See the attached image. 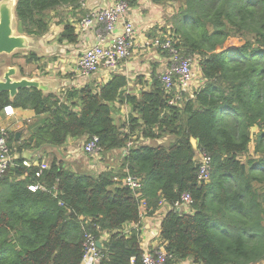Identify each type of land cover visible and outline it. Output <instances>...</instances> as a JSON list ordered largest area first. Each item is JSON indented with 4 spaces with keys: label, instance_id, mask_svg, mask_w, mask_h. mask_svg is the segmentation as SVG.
Wrapping results in <instances>:
<instances>
[{
    "label": "trees",
    "instance_id": "1",
    "mask_svg": "<svg viewBox=\"0 0 264 264\" xmlns=\"http://www.w3.org/2000/svg\"><path fill=\"white\" fill-rule=\"evenodd\" d=\"M123 1L133 9L140 0ZM150 2L179 5L168 30L182 55L198 58L202 85L179 106L168 104L171 96L154 70L136 95L126 92L129 81L121 74L60 94L25 88L11 99L0 93V117L11 106L39 119L24 140L8 133L13 166L0 179V264H81L87 234L97 240L107 234L99 264H142L139 229H123L138 227L142 209L152 216L162 203L170 207L159 235L168 264H264V0ZM79 3L16 0L15 30L39 40L60 10L74 16ZM58 23V43L75 45L73 24ZM21 60L24 77V67L37 66L40 57L31 51ZM115 103L131 111L119 124ZM93 136L102 156L120 153L117 168L74 171L54 155L35 178L37 169L22 165L26 152L60 153L68 139ZM131 137L164 143L128 147ZM197 151L211 158L206 183L198 181ZM125 175L141 180L139 196L122 185ZM31 183L46 190L30 192ZM184 194L192 199L190 213L174 209Z\"/></svg>",
    "mask_w": 264,
    "mask_h": 264
},
{
    "label": "built area",
    "instance_id": "2",
    "mask_svg": "<svg viewBox=\"0 0 264 264\" xmlns=\"http://www.w3.org/2000/svg\"><path fill=\"white\" fill-rule=\"evenodd\" d=\"M133 9L129 8L123 0H80L78 10L82 12V16L69 20L73 24L77 35L78 41L76 44H79L81 49L76 66L79 80H89L88 82L90 83L99 72L112 77L114 74H118L119 68L133 56L139 35L135 22L130 17V12ZM89 33L93 34L94 42H87ZM143 40L141 48L166 55V67L159 74L160 82L165 92L171 96L168 104L170 106H179L184 96L191 97L193 92L202 85V77L198 70V58L196 56L182 55L180 50L175 47V40L169 30L151 39L144 38ZM86 84L88 83L82 86ZM2 114L10 117L14 115V110L11 106H6ZM0 132L1 179L8 168L13 166V157L7 144V130L1 128ZM143 141L141 139L137 141V138L131 137L128 147ZM80 151L82 154L91 157L100 155L101 148L98 138L93 136L88 139L82 145ZM197 161L199 163L198 181L206 183L209 178L211 158L209 155L197 151ZM22 165L26 168H36L35 178H39L41 172L48 169L46 163L32 162L27 159H24ZM121 183L133 191L136 196L140 195L142 183L138 177L125 175ZM28 190L34 193L39 190L45 191L46 189L39 183H31L28 185ZM191 205L192 199L190 195L184 194L180 201L175 203L174 209L177 212L181 209H186L185 213H188L191 212ZM99 242L93 234L85 235L81 264L100 263L102 254L101 245L100 247L98 246ZM161 247L158 246L153 250H143L142 264H168L170 256Z\"/></svg>",
    "mask_w": 264,
    "mask_h": 264
},
{
    "label": "crops",
    "instance_id": "3",
    "mask_svg": "<svg viewBox=\"0 0 264 264\" xmlns=\"http://www.w3.org/2000/svg\"><path fill=\"white\" fill-rule=\"evenodd\" d=\"M143 1L140 0L139 5L137 8L133 9L130 13V17L135 22V27L138 30V38L136 40V47L133 53V56L126 61L118 70V74L125 76L129 83L127 87V93L130 94H137L139 90L146 89L149 81H150V74L152 71H156L157 74H160L166 67V55L161 52H153L148 49L141 48L142 41L144 38L151 39L159 34L165 33L166 31H161V21L157 24L158 28L153 24L154 31H149V27L151 26V18H147L146 20L143 19V12L146 10L148 14L158 8L159 6L154 5L147 0L149 6H143ZM65 12H69V9L64 10ZM74 16L68 13V20H73L80 18L82 16V12L79 10H74ZM139 15V18L137 17ZM144 20V21H143ZM52 25L50 26L49 32L46 36L42 37L39 40H35L31 37H27L30 39L31 51L35 52L38 57H40V61L37 63V66L42 62L41 55H47L49 58L55 57V64L60 63V70L62 71V79L59 80V86L56 88L55 84L51 85L50 88V81H55L54 79L45 78L43 81H38L41 84L42 90L44 93H56L60 94L64 90L70 87L82 86L85 83H89L88 81H82L77 78L76 73V66L77 60L79 57V53L81 51L79 44L70 45L66 43H57V38L62 31V25L58 23L57 18L52 20ZM143 27V28H141ZM158 29V30H157ZM147 30V31H146ZM93 34L89 33L87 37V42H94ZM87 44V43H86ZM54 49L56 51L55 56H51V50ZM30 51V52H31ZM44 65V64H43ZM49 66V65H47ZM142 77V84L140 85L135 80L136 77ZM111 77L107 76L103 72H99L95 77H93L92 82H102L106 83ZM50 83H49V82ZM91 83V81H90ZM56 88V89H55ZM51 89V90H50ZM54 89V90H53ZM116 108V115L122 116L127 112V115L130 114V108L125 105H119L115 103ZM14 115L10 117H6L3 114L0 117V129L4 128L7 130V133L11 134L14 133L16 135V139H26L29 135V130L33 126L37 125L39 119L35 116V113L32 110H22V109H15ZM126 115V116H127ZM125 116V117H126ZM124 117V118H125ZM123 120V119H122ZM81 140V139H79ZM76 139H68L67 142L61 147L60 152L65 151L67 153V158H60L63 161L66 159H70L77 156L76 150H74V146L79 142ZM195 141V140H194ZM144 144L151 145L154 144H163V140L150 141L144 140ZM58 150L48 148L44 152L43 151H31L24 153V158L30 160L32 162H43L49 165V161L56 156ZM43 152V153H42ZM64 153V152H63ZM117 153V152H113ZM170 210V207L167 204H161L156 210V212L152 216H147L145 211L142 209V216L140 220V224L137 227L136 225H125L124 226V233L129 232L132 229L138 228L140 232L139 240H140V248L141 250H153L159 246V235H160V224L166 213ZM181 211H187L186 209H181ZM190 213V212H188ZM107 234L99 240L100 245L102 240L107 239ZM181 264H191L189 262H182Z\"/></svg>",
    "mask_w": 264,
    "mask_h": 264
},
{
    "label": "rangeland",
    "instance_id": "4",
    "mask_svg": "<svg viewBox=\"0 0 264 264\" xmlns=\"http://www.w3.org/2000/svg\"><path fill=\"white\" fill-rule=\"evenodd\" d=\"M143 6H149V3L147 0L143 1ZM179 5L177 3L174 4H169V5H165V6H159L158 8H156L153 12V10H151L152 12H148L145 10L143 12V19L146 20L150 15L149 18H151V26L149 27V31L153 32L154 31V27L153 24L156 26V28H158V23L161 21V26L162 28L160 29L161 31H164V29L168 30L170 29L171 25H172V20L173 17L176 15L177 11H178ZM137 17L139 18V15H137ZM68 19V14H66V12L60 10L59 11V16L57 17V20H63L66 21ZM143 20V21H144ZM158 22V23H157ZM143 28V27H141ZM13 30H14V35L15 36H19L15 30V24H13ZM158 30V29H157ZM147 31V30H146ZM58 38H55L57 40L58 43ZM233 44H236V42H234ZM28 52H30L29 50H20V51H16L15 53L18 54L17 58H12L11 55H0V80L3 78V74L5 73V71L12 67L16 69V76L14 77V80H19L21 78H26L29 80H37V81H43L45 78H50V79H54L55 81H50V88L52 84H55V87L57 88L59 85V80L62 79V71L60 70V63L59 64H55L54 61L51 60V58H49L47 55L42 54V62L39 64V66H29V67H24V72L25 75L24 77H21L19 74V69H18V65L22 64L23 61L21 60L23 58V56H25ZM52 55L51 56H55L56 51L54 49L51 50ZM55 58V57H54ZM53 59V58H52ZM44 64V65H43ZM49 65V66H47ZM139 77V76H138ZM136 77L135 80L138 78ZM49 82V81H48ZM49 82V83H50ZM55 88V89H56ZM51 90V89H50ZM54 90V89H53ZM127 115V112L122 115V116H117L116 113L113 114V118L115 123L119 124L120 121H122V119ZM253 134H256V129H253ZM168 140H165V143H168ZM85 139H81L79 140V142H77V144L74 146V150H76V157L70 158V159H65L64 162L66 164V166L70 167L71 169H73L74 171H88V173H92L94 175L105 171L107 169H111V168H117L119 166L120 163V153H111L108 155H104L102 156L101 154L96 156V157H91V156H87L85 154H82L80 151V148L82 147V145L85 143ZM144 144V142H141ZM166 143V144H167ZM162 144V143H161ZM151 145H154V143H151ZM252 150H253V144L250 145V154H252ZM64 152V153H63ZM67 153L66 150L62 151L60 153L57 154V157L59 158H67ZM244 160V159H242Z\"/></svg>",
    "mask_w": 264,
    "mask_h": 264
},
{
    "label": "water",
    "instance_id": "5",
    "mask_svg": "<svg viewBox=\"0 0 264 264\" xmlns=\"http://www.w3.org/2000/svg\"><path fill=\"white\" fill-rule=\"evenodd\" d=\"M15 5L16 0H0V55H12L20 50L31 51L29 38L24 35H14L13 24H15ZM15 76V68L10 67L5 71L3 78L0 80V93L7 92L9 97L13 99L20 89L35 88L43 92L41 84L37 80H29L26 78L14 80ZM191 143L195 149V141L192 140ZM98 246L100 247V244H98Z\"/></svg>",
    "mask_w": 264,
    "mask_h": 264
},
{
    "label": "bare ground",
    "instance_id": "6",
    "mask_svg": "<svg viewBox=\"0 0 264 264\" xmlns=\"http://www.w3.org/2000/svg\"><path fill=\"white\" fill-rule=\"evenodd\" d=\"M5 1H13V0H5ZM7 3V2H6ZM12 4V3H11Z\"/></svg>",
    "mask_w": 264,
    "mask_h": 264
}]
</instances>
